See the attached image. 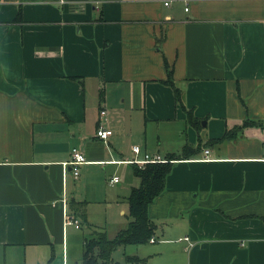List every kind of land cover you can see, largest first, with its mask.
<instances>
[{
    "label": "crops",
    "instance_id": "crops-1",
    "mask_svg": "<svg viewBox=\"0 0 264 264\" xmlns=\"http://www.w3.org/2000/svg\"><path fill=\"white\" fill-rule=\"evenodd\" d=\"M167 65L204 146L173 162L148 210L154 242L125 259L264 264V0H0V264H49L55 248L58 264H81L84 239L107 233L90 223L97 208L84 219L78 206L92 177L130 166L134 146L140 160L198 146ZM246 120L262 125L205 146ZM76 148L78 178L66 166ZM121 214L110 239L128 227L129 206ZM82 221L80 255L70 232Z\"/></svg>",
    "mask_w": 264,
    "mask_h": 264
},
{
    "label": "trees",
    "instance_id": "trees-1",
    "mask_svg": "<svg viewBox=\"0 0 264 264\" xmlns=\"http://www.w3.org/2000/svg\"><path fill=\"white\" fill-rule=\"evenodd\" d=\"M17 22L22 21V11H19ZM169 69L168 79L163 81L164 84L174 88L176 101L186 112V124L193 127L198 132V146L185 145L179 154H170L165 159L166 163L147 164L144 167L132 164V173L135 178L140 180V186L131 189L129 197L126 199L129 206L128 227L122 230L114 239H110L104 230H93L90 237H86L83 243V256L81 264H114L113 255L117 249L130 245H146L155 237L157 230L156 224L148 215L149 206L164 192L166 181L170 175L173 162L187 160L197 157L201 154L203 148L202 121L196 117L193 110H188L184 104L182 92L176 87L172 80V70ZM262 125L257 121L246 120L240 127L226 130L224 136L217 140H209L205 146L219 145L225 141L235 139L238 135L249 126ZM86 205L84 202L78 203L82 206L81 214L86 219ZM126 263L147 264L146 259L139 257L127 256Z\"/></svg>",
    "mask_w": 264,
    "mask_h": 264
},
{
    "label": "rangeland",
    "instance_id": "rangeland-1",
    "mask_svg": "<svg viewBox=\"0 0 264 264\" xmlns=\"http://www.w3.org/2000/svg\"><path fill=\"white\" fill-rule=\"evenodd\" d=\"M131 165L119 166L117 171L112 170L111 173L108 170L103 171L102 169L100 174L92 177L90 185L84 190V195L89 196L87 200V202L89 201L87 203L89 209L97 208V211L92 212V222L90 223L105 227L107 229L108 237L109 234L114 235V231L118 229L121 222H127L126 218L121 214L122 209L127 210L128 207L124 201L127 202L125 199L129 197L132 188L140 186V180L133 176ZM112 176H118L120 178L121 187L118 185H115L114 187H111L112 185L110 186L109 178ZM96 183H99V185L94 188ZM106 193L108 194L107 201L113 203L112 208L108 207L107 202H105ZM81 226L82 228L80 230L71 228L70 245L72 246V250H76L79 245L81 249L82 237L84 235L89 236L88 227L83 221ZM148 247V244L142 246V248ZM123 250L124 247L115 252L116 255L114 254V259L116 264H126ZM80 255H82V249L80 250ZM49 257L51 258V252ZM59 260L61 263L62 259L59 256L58 248H55V257L49 262V264H58Z\"/></svg>",
    "mask_w": 264,
    "mask_h": 264
},
{
    "label": "built area",
    "instance_id": "built-area-1",
    "mask_svg": "<svg viewBox=\"0 0 264 264\" xmlns=\"http://www.w3.org/2000/svg\"><path fill=\"white\" fill-rule=\"evenodd\" d=\"M166 6L169 5V3L165 4ZM107 115L106 111H102L101 112V117H105ZM113 132L112 130L106 128L104 125L100 124L99 128L97 129L96 132V136L103 140V141H107L111 136H112ZM133 152L136 155V158L133 160L128 161V163L130 164H134V165H138L139 167H144L147 164H158V163H166L167 161L165 159H163L161 156L157 155V156H152L150 154H145L144 159H138V156L141 154L142 149L140 146H134L133 147ZM206 153V159L205 160H209L208 155L210 154L209 151H205ZM87 164V160L85 157V154L80 151L79 149H74L72 152V159L71 161L68 163L69 166L74 174V176L76 178H78L80 176V168L82 165ZM119 182V178L118 177H114L112 179H110V185L114 186ZM66 216V224L68 225H75V227L77 229L80 228V222L78 220H76L75 218H72L68 215ZM151 242H154V239H151Z\"/></svg>",
    "mask_w": 264,
    "mask_h": 264
},
{
    "label": "water",
    "instance_id": "water-1",
    "mask_svg": "<svg viewBox=\"0 0 264 264\" xmlns=\"http://www.w3.org/2000/svg\"><path fill=\"white\" fill-rule=\"evenodd\" d=\"M203 125H205V122H204V124Z\"/></svg>",
    "mask_w": 264,
    "mask_h": 264
}]
</instances>
